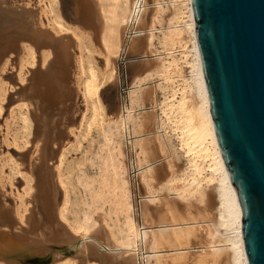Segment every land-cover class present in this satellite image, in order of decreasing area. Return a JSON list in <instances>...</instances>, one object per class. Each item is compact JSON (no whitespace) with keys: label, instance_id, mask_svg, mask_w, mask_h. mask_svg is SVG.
Returning a JSON list of instances; mask_svg holds the SVG:
<instances>
[{"label":"bare ground","instance_id":"bare-ground-1","mask_svg":"<svg viewBox=\"0 0 264 264\" xmlns=\"http://www.w3.org/2000/svg\"><path fill=\"white\" fill-rule=\"evenodd\" d=\"M6 1L0 0V264H37L28 257L52 244L57 254L45 264H248L243 208L215 130L192 0H73L80 24L65 14V0L2 6ZM122 53L133 54L132 81L114 115L103 88L121 81ZM139 136L148 160L135 175L164 187L147 192L137 216L122 140L134 149ZM169 146L185 159L182 169L175 160L167 170L159 164ZM97 181L118 196L117 205L107 193L125 215L122 228L97 224L93 209L104 194L101 183L95 191ZM34 202L41 211L30 212ZM63 246L72 254H61Z\"/></svg>","mask_w":264,"mask_h":264},{"label":"water","instance_id":"water-1","mask_svg":"<svg viewBox=\"0 0 264 264\" xmlns=\"http://www.w3.org/2000/svg\"><path fill=\"white\" fill-rule=\"evenodd\" d=\"M192 6L218 142L243 208L248 264H264V0ZM80 8L85 14L86 3Z\"/></svg>","mask_w":264,"mask_h":264},{"label":"rangeland","instance_id":"rangeland-1","mask_svg":"<svg viewBox=\"0 0 264 264\" xmlns=\"http://www.w3.org/2000/svg\"><path fill=\"white\" fill-rule=\"evenodd\" d=\"M20 1L19 0H8V1L4 2L2 4V6H4V5L16 6V4H17V6L18 5L22 6L23 5V1L22 0H20ZM17 2H19V3H17ZM24 4H25V2H24ZM26 7L35 8V4L32 5V6H26ZM74 7H75V4H74L73 0H65V3L63 5V9H64L65 14L66 15L68 14L67 17L71 20V22L80 24V20L77 19V17L75 18V15H74ZM17 9H20V8H17ZM96 42H98V38H96ZM156 45L158 46V43L157 42H156ZM122 55H123L122 56L123 59L120 60L121 63H119V65H120V72H119L120 74H119V76H120V80L121 81L119 82L118 85H113L112 84L113 82H111V83L109 82V84H106L105 87L103 88V97H104V100L108 103L110 109L111 108L113 109V110L111 109V111H110L112 114H114L115 112H118L119 106L121 105L122 100H123V95L126 94L125 92L131 86V81H132V79H131V67H129V66L131 64L130 57H132L133 54L130 55V53H129V55L128 54L126 55V54L122 53ZM155 79H154L153 83L155 84V82H156V84H157L158 83V80L157 79L155 80ZM12 83H13L12 85H14L15 84V81L12 82ZM15 85H17V87L15 86V90L13 92H15L16 89L18 88V86H20L17 83ZM160 91L157 92V97H156V99L154 100V103H153L154 104V107L156 106V102L155 101L161 99V97H162V93ZM139 108H140V106L139 107L138 106L136 107V110L137 111H135V115H137V117L140 118V116L143 115L144 110H140ZM153 110L157 112L158 107L156 106L155 109H153ZM139 118H137V120ZM1 120H2V118H1ZM1 120H0V122H1ZM0 125H2V122L0 123ZM156 126L157 125L154 126L155 127L154 130H156V134L153 135V136L157 140L158 139V133H157V127ZM134 134L136 136H138L139 134H141L138 126H136V127L134 126ZM141 141H142V139H141L140 136L139 137H136V140L134 142V144H136V148L133 149V146L130 143H128L126 139L125 140H122V144H123V146H125V147H123V150H124V153H125V157L123 159L125 160L124 163H125L126 168H128V170H127L128 171L127 172L128 175H126V176L130 180L129 181V185H130L129 187H130V192H131V196H132L131 197V199H132V205H135V207L133 206V210H135V213H136L137 216L139 215V211H140V207H141L140 202L141 201H147L145 199V197L147 195V192L149 190L156 191V192H158V191L159 192H163V187H164L162 185V183H159L158 184V180H155L156 178L155 179H153V178L150 179L149 173H147V178L150 179L149 180L150 186L147 185L146 180L143 179L141 176H140L141 177L140 178V177H138V176L135 175L136 172H137L136 169H138L139 167H145L146 166V161L148 160V158L141 152V145L142 144L138 143V142H141ZM157 142H158V140H157ZM167 143L169 145V142H167ZM5 148H7V147L5 146ZM14 149L17 152H21V153L23 152V151H18L19 149H16L15 147H12V146L10 148V151L13 152V151H15ZM135 152L137 153L138 161L135 160V158H134L135 157ZM160 154H161V158H159V159H161V161L159 162V164H162L163 165L162 168L164 170H167V168L169 166L168 163L171 160H175L176 161L175 168H177V169L178 168L179 169H182L183 168V165L185 166V161H184L185 159L183 157H181L180 154L177 155L174 152L173 148L170 149V146H169V148H167V151L166 152H164V153L161 152ZM150 159H151V157L149 156V160ZM153 160L155 161V166H158V149L155 150V153H154V156H153ZM137 162H138V164H137ZM88 173L89 174L96 175L97 171H96V169L89 167L88 168ZM20 178H21V176H19V177L17 176V178L15 180L17 182V184H18L19 180H21ZM100 183H101V181L95 182V191H97V192L100 190V187L97 186ZM100 185L102 187L101 190L102 191L104 190L103 193L104 194L106 193V194L104 195V194H101L100 193L103 197H100V194H98L99 195V197H98L99 198V201H101V199H102V201L99 203L96 200V204L94 205V209L95 210L93 209V211H94L93 215H94V218L96 217L95 219H98V220H96L97 221V224L100 223V224L106 225L109 222V224L111 223V224L114 225L116 223L117 224L116 226H118V227L121 226V228H122L123 221L125 219V215L123 214V211L121 209H119L118 206L115 205V203L113 204V201L115 200L114 197L117 198L116 201H114L117 204V202H118V196H116V193L113 192L114 190L113 191L112 190H108V188L112 189V186L109 187L107 185L108 188H106V191H105V188H103L102 183ZM102 191H100V192H102ZM108 191L111 192V193H108ZM107 193L108 194H111V195L114 194V197L112 196V199L113 200L111 198H109L111 195L109 196ZM106 195H107V197H105V199H103L104 196H106ZM88 199H89V196H88ZM7 200H8L7 203L10 204L11 203L10 202L11 201V196L10 195L8 196V199ZM104 200H106L107 202L106 201L103 202ZM111 200H112V202H111ZM177 200L180 201V203H182V204L184 203L183 200H179V199H177ZM97 202L101 205L102 208L100 207V205H98ZM102 202H103L104 205L102 204ZM36 204H37V206H36ZM39 204L40 203H37V202L32 203L30 212H32V210L41 211L40 210L41 209V206ZM149 204L153 205V207H155V206L157 207L158 206L157 202L156 203L155 202H150ZM96 206H98V208H95ZM96 209H97V211H96ZM120 210L122 211V213H120L121 212ZM95 211H96V213H95ZM116 213H119V215L116 214ZM120 214H122V215H120ZM118 221H119L120 224L118 223ZM57 246L58 245H53L52 244L51 247L49 248L50 251H48L47 253H44L42 255L43 256H47L48 253H49V259L48 260L50 261L51 257L54 254H57V252H55V251L51 254V251L55 250L56 249L55 247H57ZM166 251H164L165 252L164 254H167V255L170 254V252L168 250H166ZM59 252L61 254H63V255H66V254L67 255H71L72 254V248L71 247L67 248V246H63L59 250ZM65 252H67V253H65ZM36 255H40V254H35L33 256H36Z\"/></svg>","mask_w":264,"mask_h":264}]
</instances>
